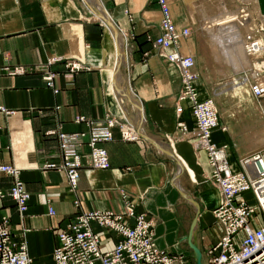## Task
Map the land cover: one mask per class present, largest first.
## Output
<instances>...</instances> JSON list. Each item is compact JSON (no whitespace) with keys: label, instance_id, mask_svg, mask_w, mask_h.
Masks as SVG:
<instances>
[{"label":"crops","instance_id":"obj_1","mask_svg":"<svg viewBox=\"0 0 264 264\" xmlns=\"http://www.w3.org/2000/svg\"><path fill=\"white\" fill-rule=\"evenodd\" d=\"M80 1L88 4L89 16ZM198 1L167 0L176 27L190 29L176 48L194 58L197 97L214 98L209 75L215 68L213 62L208 64L205 38L194 28L198 17L193 9L202 6ZM255 1L264 12V0ZM159 17L156 0H0V162L18 168L28 193L22 213L8 194L2 195L0 215L7 217L12 238L25 243L33 264H53L57 231L79 212L111 209L132 224L133 215L125 212L126 199L134 214L143 212L150 220L156 245L183 252L189 264H197L193 247L204 263L206 248L222 233L212 214L217 191L208 179L211 166L205 151L194 144L190 101L178 98L182 84L177 69L152 44ZM213 17L206 23L212 25ZM173 48L170 44L165 51ZM71 59L80 61L81 67L66 75L65 62ZM237 61L239 70L226 62L219 68L231 67L233 76L256 68L251 59L248 68L242 56ZM18 64L25 70L4 69ZM43 65L54 72L51 84L42 77ZM224 68L218 71H228ZM234 79L228 84L232 91L241 84V78ZM249 92L245 87L243 95L249 98ZM77 115L84 119L75 120ZM107 116L124 121L137 136L126 139L123 126L112 125L111 138L98 141L108 166L89 167L85 143L89 121ZM244 117L241 123L238 118V125L225 122L211 131L215 144H226L232 169L254 150L248 129L262 119ZM60 131L84 133L76 147L82 165L73 190L62 170L41 166L59 160ZM11 182L10 174H0L3 191ZM48 205L53 214L47 213ZM89 224L101 236V250L109 249L116 232L104 233L95 220Z\"/></svg>","mask_w":264,"mask_h":264},{"label":"built area","instance_id":"obj_2","mask_svg":"<svg viewBox=\"0 0 264 264\" xmlns=\"http://www.w3.org/2000/svg\"><path fill=\"white\" fill-rule=\"evenodd\" d=\"M159 6V32L152 40L157 54L171 61L178 72L182 88L178 98L190 101L189 109L194 121V144L206 153L211 166L210 182L215 187L218 200L212 213L222 225L219 238L206 248L207 258L203 264H264V149L253 152L239 159L240 167L232 169L226 159V144H215L210 139L212 129L217 127V113L212 99L197 97L194 85L196 73L191 70L192 57L176 48L180 36L189 32L188 26L176 27L170 16L167 0H156ZM248 38V37H247ZM252 38V37H250ZM256 44V39H251ZM170 44L174 48L165 51ZM251 44V45H252ZM260 46V45H259ZM258 46V47H259ZM258 47H254L255 50ZM263 50V48L259 47ZM66 75L80 68L78 60L65 62ZM7 72H22V65L4 66ZM43 79L51 84L54 72L43 65ZM255 95L264 93V89L255 83L250 84ZM180 109L179 105L175 106ZM75 120L84 119L77 115ZM92 122L85 140L88 146L86 165L93 168L108 166L105 149L98 144L100 140L111 138L110 127L114 124L123 126L121 134L126 139L136 138V133L112 116ZM83 132H58L60 158L57 161H45L42 167H55L63 171L69 190L76 186L78 168L82 165L76 147L83 141ZM8 173L12 182L6 191L0 188V197L8 194L15 202L19 213L27 206L28 193L17 176L18 168L10 163L0 162V174ZM248 191L252 201L243 196ZM75 201V200H74ZM132 203L125 201V212L133 215L134 222L128 224L122 213L111 209H91L77 213L68 219L65 227L57 231L59 243L53 247L51 257L53 264H189L181 251L171 252L156 245L151 223L143 212L133 213ZM48 205L47 213L53 214ZM90 220H95L103 228L116 232L109 249L101 250V236L90 227ZM0 264H33L26 245L11 236L7 217L0 215Z\"/></svg>","mask_w":264,"mask_h":264},{"label":"rangeland","instance_id":"obj_3","mask_svg":"<svg viewBox=\"0 0 264 264\" xmlns=\"http://www.w3.org/2000/svg\"><path fill=\"white\" fill-rule=\"evenodd\" d=\"M79 3L82 7H84L85 14L89 16L90 11H88V4L84 6L81 1ZM198 3H201L202 6L207 5L209 7L203 8L200 6L197 8V6H195L196 10L195 8L193 9L196 15L193 16H195V18L198 17V23L194 25V28L198 34L205 38V41L203 42H205L208 64L215 60V57L212 54L216 49L215 46H211L209 35H207L208 31L206 32L205 29V26H207L206 21H208L207 18L209 16H215L222 11L225 12L222 16L229 14L236 15V24L242 32L245 41H247V46L251 44L250 40L252 38L259 40L257 42H260V46H263V50L261 49L257 53L253 51L249 56L252 64H256V68L252 66L251 68L246 69V71H240L238 74L235 73L236 76H233V73L229 72L230 68L225 64L221 67L227 68L228 71L221 73L218 71L219 65H216V62H214L212 63V70H214V68L215 70L211 73V75H209V78H212V82L210 84L215 86L216 95H213L214 98H210L213 101L217 113V127L225 126V122H227V126H229V124L238 125V118L241 117L239 120L241 123L245 118L244 115L249 118H251L252 115L262 118L261 121L258 120L255 123L251 122L253 126L248 129V138L252 142L256 143V145L252 148L254 150L248 154L250 155L260 149H264V93L255 95L250 88L251 83H257L264 89V12H260L261 9L259 10L256 6L255 0H199ZM189 33L190 31L188 34ZM248 36L252 38L247 40ZM208 74L210 73L208 72ZM234 78H241V84L238 88L232 91V88H230V85L228 84L230 83L229 80ZM245 87H249L251 90V92H249V98H246L243 95ZM221 123L224 124L222 125ZM236 130H238V128ZM195 137L196 136L194 135V139ZM241 158L242 157L239 159ZM242 194L249 201H252L248 191H244Z\"/></svg>","mask_w":264,"mask_h":264},{"label":"bare ground","instance_id":"obj_4","mask_svg":"<svg viewBox=\"0 0 264 264\" xmlns=\"http://www.w3.org/2000/svg\"><path fill=\"white\" fill-rule=\"evenodd\" d=\"M223 14H225V12L223 11L221 13L216 14L213 18H210L213 24L210 26L209 25L205 26L206 32L208 31L207 35H209L211 46H215V49H216L215 52L213 53L215 57V61H211V62L213 63L216 62V65H221L223 62L224 63L226 62L233 69L239 70V65H238L239 63L237 60H238V56H242L243 62L246 64L245 68H248V66L250 67V58H249L250 53L253 51L255 53L259 52L261 50L259 47L262 48L263 46H259L260 42H257L259 40H256V44L251 43L252 45L250 44L249 46H247L248 43L247 41H245V38L243 37L242 32L240 31L238 25L236 24V20H237L236 15L229 14L226 16H222ZM170 16H171V13H170ZM206 24H209V23H206ZM187 35L188 34L182 35L179 38L185 37ZM247 40H250V36H248ZM178 41L179 39L176 42L177 43L176 46H178ZM254 47H258V49L255 50ZM219 69L221 70L222 68H219ZM191 70L196 73V71L194 70V58L193 57H192ZM256 85L258 87H261L257 83ZM210 139H211V133H210ZM217 200H218V194H217Z\"/></svg>","mask_w":264,"mask_h":264},{"label":"water","instance_id":"obj_5","mask_svg":"<svg viewBox=\"0 0 264 264\" xmlns=\"http://www.w3.org/2000/svg\"><path fill=\"white\" fill-rule=\"evenodd\" d=\"M194 253H195V258H196V262L197 264H203L200 260H199V251L193 247Z\"/></svg>","mask_w":264,"mask_h":264}]
</instances>
